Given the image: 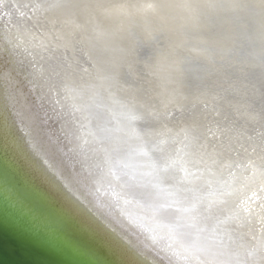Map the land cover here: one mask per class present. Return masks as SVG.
<instances>
[{
  "label": "bare ground",
  "instance_id": "6f19581e",
  "mask_svg": "<svg viewBox=\"0 0 264 264\" xmlns=\"http://www.w3.org/2000/svg\"><path fill=\"white\" fill-rule=\"evenodd\" d=\"M0 165L106 264H264V0H0Z\"/></svg>",
  "mask_w": 264,
  "mask_h": 264
},
{
  "label": "water",
  "instance_id": "95a60500",
  "mask_svg": "<svg viewBox=\"0 0 264 264\" xmlns=\"http://www.w3.org/2000/svg\"><path fill=\"white\" fill-rule=\"evenodd\" d=\"M0 167V264H106L101 251L79 245L59 221L45 214L48 205L34 201L16 173ZM50 209L59 213L54 206ZM65 220L76 230V224Z\"/></svg>",
  "mask_w": 264,
  "mask_h": 264
},
{
  "label": "rangeland",
  "instance_id": "374dc122",
  "mask_svg": "<svg viewBox=\"0 0 264 264\" xmlns=\"http://www.w3.org/2000/svg\"><path fill=\"white\" fill-rule=\"evenodd\" d=\"M24 26H26V25H24ZM28 26L29 25H27L26 28H29ZM56 65H57V63L55 61L47 62V66L49 67V72H47V76H46L47 79H48V82H49V84H47V86L48 87H49V85L53 86L55 88V90H57L56 91L57 92L56 96H58V99H57L56 103L59 104V107H61V109H63L62 107H64V109L66 111L67 110L69 111L70 106L68 105V102H66V100L63 98V95L61 94V91H59V89H58L59 83L61 82V78L62 77H61V75L57 74ZM50 78H51V80H49Z\"/></svg>",
  "mask_w": 264,
  "mask_h": 264
}]
</instances>
